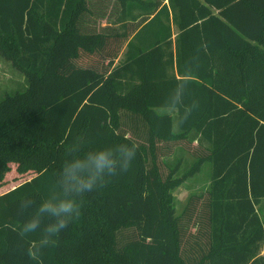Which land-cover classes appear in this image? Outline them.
<instances>
[{
	"label": "trees",
	"instance_id": "1",
	"mask_svg": "<svg viewBox=\"0 0 264 264\" xmlns=\"http://www.w3.org/2000/svg\"><path fill=\"white\" fill-rule=\"evenodd\" d=\"M115 1L106 33L88 0H0V55L27 81L0 100V264H264V0ZM12 165L31 178L4 185ZM69 201L79 217L55 235Z\"/></svg>",
	"mask_w": 264,
	"mask_h": 264
},
{
	"label": "rangeland",
	"instance_id": "2",
	"mask_svg": "<svg viewBox=\"0 0 264 264\" xmlns=\"http://www.w3.org/2000/svg\"><path fill=\"white\" fill-rule=\"evenodd\" d=\"M26 87H27V81L25 79V76L19 71H17L9 61L4 59L0 55V100H2L5 97V95L21 92L25 90ZM175 158L176 159L181 158V160H184L182 172L186 171L191 166L190 164L192 162V159L186 152L183 153L181 151H178L176 156L173 158V160H175ZM173 160H169V162ZM210 172H211V167L209 164H206L203 167L200 175L195 176V178L191 179L184 185L185 187L182 186L174 192L175 196L177 197L176 206L178 212H180L183 209L186 203V192L183 189L186 188V186H189L193 190V192L200 193L208 184ZM31 176L32 174L19 176L15 171V165H12L11 172L6 177V182L4 183V185L10 184L12 187L17 183H20L22 181L31 178ZM262 254L264 255V247Z\"/></svg>",
	"mask_w": 264,
	"mask_h": 264
},
{
	"label": "crops",
	"instance_id": "3",
	"mask_svg": "<svg viewBox=\"0 0 264 264\" xmlns=\"http://www.w3.org/2000/svg\"><path fill=\"white\" fill-rule=\"evenodd\" d=\"M165 2H167V1H165ZM117 4L118 3L115 0H88V5L92 11V13L89 14L88 18L86 19V21L88 22V24H86V25L90 28L89 30L93 31L94 29H96V32H106V33L110 32V31L114 32V30H117V29L120 30L121 25H120V23H118L119 7L117 6ZM93 12H94V14H93ZM213 12L215 14H217V9H213ZM121 57H122V54L120 55V57L116 61L117 63L119 62ZM161 112L162 113H171L173 115V117H174V130L177 131L176 112L172 111V110H163V111L161 110ZM178 151L183 152L181 149H177L176 153L174 154V157L176 156ZM183 153H185V152H183ZM174 157L166 158L165 160H167V162L171 165L175 161L181 160V158H179V159L175 158V160H173ZM191 159L193 160L192 157H191ZM169 160H173V161L169 162ZM200 174H201V172L199 174H197L196 176H198ZM190 180H188V181H190ZM187 182H185L182 186H184ZM209 185H210V176H209L207 186L200 193L193 192V190L189 186H186V188L183 189L186 192V203H187V200L190 198L191 195L202 194L204 191H206L208 189ZM174 192H173V195L175 197V206H176L177 197L175 196ZM186 203H185V205H186ZM185 205H184V207H185ZM184 207H183V209H184ZM183 209L180 212H178L177 206H176V210H177L178 214H180L183 211ZM257 211H258L261 219L264 222V199L262 200L260 205L257 207Z\"/></svg>",
	"mask_w": 264,
	"mask_h": 264
},
{
	"label": "clouds",
	"instance_id": "4",
	"mask_svg": "<svg viewBox=\"0 0 264 264\" xmlns=\"http://www.w3.org/2000/svg\"><path fill=\"white\" fill-rule=\"evenodd\" d=\"M127 145H125L126 147ZM135 154H136V145L132 144L131 148L125 152L123 155L125 157L124 163L120 168V171H127L130 166H131V162L132 160L135 158ZM99 159L100 161H104L106 159L105 154L103 151H101L99 153ZM104 165L101 164L100 167L102 168ZM107 167L109 169V173L110 176L115 175L116 172V162L115 161H109L107 163ZM107 177H101L99 180V183L96 182L95 178L90 179L84 183H82L77 191L84 193V192H91L94 189H98V188H103L106 184H107ZM45 208H47V205H42L41 206V211H43ZM61 210L68 214V218L67 219H62L60 220L57 224H55L54 226H52L49 231L54 233L55 235H58L61 231H63L64 229H66L69 225V223L75 219H77L79 217L80 214V205H76L75 206V211H74V205L71 201L69 202H64L60 205ZM38 226V223L36 220H32L30 222H28L27 224L23 225L22 231H21V236H24L28 233H32L36 230ZM44 244H49L51 243V245L55 244V240H52L51 242L48 240H44L43 241ZM29 255L30 257L33 259L35 258V253L34 250H30L29 251Z\"/></svg>",
	"mask_w": 264,
	"mask_h": 264
}]
</instances>
